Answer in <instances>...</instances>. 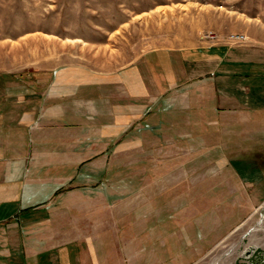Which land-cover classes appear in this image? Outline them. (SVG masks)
Here are the masks:
<instances>
[{
	"label": "rangeland",
	"instance_id": "374dc122",
	"mask_svg": "<svg viewBox=\"0 0 264 264\" xmlns=\"http://www.w3.org/2000/svg\"><path fill=\"white\" fill-rule=\"evenodd\" d=\"M212 47L240 75L219 82L213 71L175 88L134 112L112 143L92 127L109 122L110 107L93 115L85 103L84 132L77 108L63 112L67 131L45 125L62 112L46 106L55 81L112 78L149 51L198 58ZM0 84L7 119L32 129L37 181L23 197L52 191L24 214L29 238L97 243L101 232L104 258L116 236L118 264H264V0H0ZM11 86L24 89L26 107L14 106L21 93ZM59 140L66 154H46Z\"/></svg>",
	"mask_w": 264,
	"mask_h": 264
},
{
	"label": "crops",
	"instance_id": "0c3cea01",
	"mask_svg": "<svg viewBox=\"0 0 264 264\" xmlns=\"http://www.w3.org/2000/svg\"><path fill=\"white\" fill-rule=\"evenodd\" d=\"M223 54L226 55L229 52L217 47L208 48L207 53L198 58L197 54L190 50H184L179 54L154 50L143 54L133 66L118 72L112 78L90 81L84 77L73 82L71 79L64 78L61 82L55 81L59 84L55 83L50 88L46 97V106L58 104L62 112L45 114V125L51 132H65L70 121H68L67 113L63 112L65 109L69 111L70 108H77V111L73 112L77 118L75 124L78 125L75 129L84 132L85 122L82 117L83 115L86 117L85 103H89L90 112L93 115H102L103 109L110 107L113 116L110 117L109 122L92 127L94 131H98L99 137H101L102 129L108 130L110 134L107 137H109V143H112V138L117 137L119 129L132 121L134 112H139L141 108L143 109L154 100H157L159 104L164 103L169 92L175 88L180 87L182 92L184 90L182 87L213 71L216 75L215 81L219 82L231 75H240L239 70V73H236L237 70H231L230 60L224 61ZM203 62H207L210 69ZM5 87L1 89L0 84V264H118L111 254L117 242L116 236L110 238L112 243L107 248L110 249L109 253H106L103 258L101 232L97 234L100 237L99 243L87 242V238L80 237L78 239L68 238L56 243L51 236L44 237L41 241L33 237L29 238L30 234L22 230V226L27 223L23 222L24 216L30 217L32 211L36 210L34 205L46 202L47 198L52 195V191L48 196L29 197L27 200L23 197V186H28L32 180L37 181L32 179L35 178L32 172L37 171V168L30 157L33 134L27 122L20 120L11 122L7 119L4 113L8 110L6 109L7 98L5 93L1 94V91L7 90ZM18 87L11 86L9 89L21 93L24 89H18ZM218 91L224 95V90L218 88L215 93L216 98L220 94ZM22 94L15 95L17 97L15 107L16 105L27 106L28 100ZM215 95L209 100L216 99ZM191 108L188 107L190 110ZM209 108L200 107L198 111L206 114ZM120 114L123 115L120 116ZM129 114L132 115L128 116ZM216 121V119L205 120L206 123L212 125ZM23 141L25 146L22 144ZM59 143L61 146L57 152L47 150L46 154H66L63 151L64 142ZM60 165H63V162L59 163L58 167ZM31 235L34 236V234Z\"/></svg>",
	"mask_w": 264,
	"mask_h": 264
},
{
	"label": "built area",
	"instance_id": "2783aa9c",
	"mask_svg": "<svg viewBox=\"0 0 264 264\" xmlns=\"http://www.w3.org/2000/svg\"><path fill=\"white\" fill-rule=\"evenodd\" d=\"M206 36L209 37V38H212V39L215 38V36L211 32H209L208 34H206ZM230 39L232 41H234V42H240L241 43L242 41H244L245 37H244V35H241V34H234V35H232L230 37Z\"/></svg>",
	"mask_w": 264,
	"mask_h": 264
}]
</instances>
